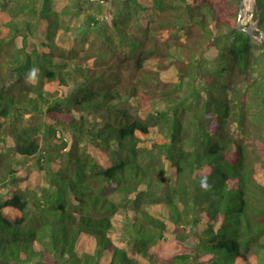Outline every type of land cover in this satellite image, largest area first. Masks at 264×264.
Wrapping results in <instances>:
<instances>
[{
  "label": "trees",
  "instance_id": "obj_1",
  "mask_svg": "<svg viewBox=\"0 0 264 264\" xmlns=\"http://www.w3.org/2000/svg\"><path fill=\"white\" fill-rule=\"evenodd\" d=\"M238 10L0 0V264H264V46Z\"/></svg>",
  "mask_w": 264,
  "mask_h": 264
},
{
  "label": "rangeland",
  "instance_id": "obj_2",
  "mask_svg": "<svg viewBox=\"0 0 264 264\" xmlns=\"http://www.w3.org/2000/svg\"><path fill=\"white\" fill-rule=\"evenodd\" d=\"M242 20L244 23L249 24L250 22L249 14L245 13ZM77 22L81 23V18H78ZM79 32L80 31H77V33ZM92 32L94 33L93 30ZM86 35L90 36L91 32L87 33ZM257 41L259 42V40ZM254 51H255V56H256V65L258 67L260 66L259 68H264L263 49L260 47V45L256 44ZM147 66L154 67V64L148 62ZM263 78H264V74H261V79ZM186 89L191 90L190 88H186ZM189 90H186L183 93L186 94L189 92ZM155 138H156L155 135H152L148 137L146 141L140 142L139 145L145 148H152L153 145L155 144ZM4 140L5 142L3 144L6 147L11 145L12 139L9 135H6ZM7 154H8L10 163H12L17 168H25L27 170L36 168L35 158H27V159L18 158L11 151H9ZM153 181L156 182V185L160 187H163L164 185H169L170 187H172V185L175 183V176L173 174H170V175H167L165 178L164 176L160 175V176H156V178H153ZM47 186H49L48 181L42 180L41 183L38 185V187L35 186L34 189L36 191H39V189L37 188H42V187H47ZM7 189H8L7 187L0 186V194H7L9 192V190ZM116 199L118 200V198ZM132 215H133V212L128 209L127 210L120 209L118 212H116L112 217V231L109 233L113 241L117 245L126 248L130 255H133V251L131 249V243L129 240V237H130L129 221L131 220ZM262 241L264 242V237L262 238Z\"/></svg>",
  "mask_w": 264,
  "mask_h": 264
},
{
  "label": "water",
  "instance_id": "obj_3",
  "mask_svg": "<svg viewBox=\"0 0 264 264\" xmlns=\"http://www.w3.org/2000/svg\"><path fill=\"white\" fill-rule=\"evenodd\" d=\"M98 1H108V0H98ZM238 16L236 21L237 29L244 31L250 36L259 40V42L264 46V29L257 25L259 18L257 5L255 0H238ZM245 13L249 14L250 22L246 24L243 22V16Z\"/></svg>",
  "mask_w": 264,
  "mask_h": 264
}]
</instances>
